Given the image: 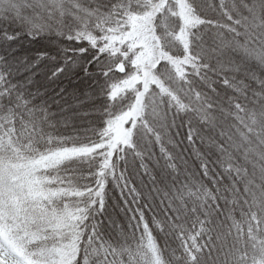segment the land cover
Instances as JSON below:
<instances>
[{"label": "snow or ice", "instance_id": "obj_1", "mask_svg": "<svg viewBox=\"0 0 264 264\" xmlns=\"http://www.w3.org/2000/svg\"><path fill=\"white\" fill-rule=\"evenodd\" d=\"M0 264H264V0H0Z\"/></svg>", "mask_w": 264, "mask_h": 264}]
</instances>
